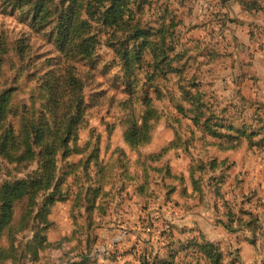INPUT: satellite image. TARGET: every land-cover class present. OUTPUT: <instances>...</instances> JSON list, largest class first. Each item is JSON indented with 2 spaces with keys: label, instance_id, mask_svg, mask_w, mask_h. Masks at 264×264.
Wrapping results in <instances>:
<instances>
[{
  "label": "trees",
  "instance_id": "16d2710c",
  "mask_svg": "<svg viewBox=\"0 0 264 264\" xmlns=\"http://www.w3.org/2000/svg\"><path fill=\"white\" fill-rule=\"evenodd\" d=\"M0 1L3 10L19 15L23 24L18 32L0 26V239L3 229L8 227L9 232L13 230L15 234L23 233L24 237L33 236L32 245L27 246L22 254L29 253L33 259H38L46 248L61 245L62 240L51 241L49 237L50 231L59 226L50 215L59 202L69 199L64 188L67 178L73 173L79 177L82 172L89 181L88 184L78 182L79 192L70 211L74 222L70 240L76 243L78 254L75 257L78 259H72L69 264H117L120 258L105 252L113 250H102L97 246L95 229L99 225L97 216L107 213L116 196V180L110 179L113 172L106 174L100 169L99 178L94 179L89 175L88 163L68 161L73 152H82L78 139L80 129L86 124L85 89L89 71L80 64L98 56L104 37L107 46L122 62L121 67L126 73L124 85L130 95L135 94L143 79L168 82L170 74L179 75L175 84L189 106L178 103L177 99L175 107L191 122L187 119L182 122L180 118L175 121L190 133L187 136L190 144L196 141L205 143L208 137L218 139L212 144L220 150L239 149L245 137L256 145L259 140V145L264 144V102L254 109L249 107L253 103L247 100L248 104L235 102L223 105L220 101L211 104L202 93L200 96L196 94L195 90L202 92L197 76L187 79L182 75L184 68L177 66V62H182L185 52L178 51L180 40L176 44L174 42L175 18H168L167 10L162 9L159 0ZM239 2L252 16L251 21H239L251 32H257L264 26V0ZM149 6L158 10L156 27L152 26L151 19L145 18ZM149 55L151 60L147 59ZM189 60L193 62L196 57L189 56ZM146 64L147 74L141 78ZM22 80L33 83L31 104L23 100L13 101V93L20 88ZM154 93L150 96L144 90L140 100L143 112L136 116L133 114L135 117L125 132L126 143L131 149L139 148L144 142L149 143L155 136L161 116L158 105L163 93L159 88ZM175 132V139L158 151L142 152V162H147L151 172L147 174L148 169L145 170L147 180L144 182L138 183L139 178L135 179L138 195L146 198L153 175L159 174L166 202L176 191L184 199H198L200 207L208 198L224 199L235 162L211 156L208 163L204 157L199 164L193 148H184L182 136ZM183 142L189 144L188 140ZM172 150L185 151L190 158L192 191L187 176L172 168L168 158ZM5 162L17 167H3ZM159 162H162L160 167L152 166V163ZM33 163L35 168L30 170ZM144 173L138 174L140 178ZM126 180H121L120 190ZM39 196H42L40 200L37 199ZM25 200L27 207L18 225H13L11 222L16 209ZM34 206L39 209L36 217L40 216V221L29 224ZM226 209L228 222L221 220L220 223L227 231H251L237 235L236 244L224 239L212 240L199 225L170 222L160 230L157 245L144 241L142 253L136 256L139 264H245L240 243H259L260 237L264 236L260 227L261 217L244 209L234 210L229 205ZM138 245L141 244H134L133 249L126 253L135 255L134 249ZM5 249L0 246V261L16 260L9 257ZM14 249L16 247L11 251ZM21 257L20 254L19 259Z\"/></svg>",
  "mask_w": 264,
  "mask_h": 264
},
{
  "label": "rangeland",
  "instance_id": "374dc122",
  "mask_svg": "<svg viewBox=\"0 0 264 264\" xmlns=\"http://www.w3.org/2000/svg\"><path fill=\"white\" fill-rule=\"evenodd\" d=\"M159 3L163 10H167L168 18H175L174 42L176 44V41L180 40L178 51L185 52L184 59L177 62V66L184 68L182 75L187 79L197 76L202 90V92L195 90L197 95L200 96L202 93L211 104H217L215 101H220L223 105L247 103V100L253 103L252 106L246 105L252 109L264 102V26L253 33L248 26L241 24L242 20L251 21L252 16L242 8L239 0H159ZM147 9L149 12L145 18L151 19L152 26L156 27L158 10L150 6ZM152 13L154 15L151 17ZM225 15L228 16L227 19ZM18 16L9 10H3L0 1V26L18 32L23 28ZM169 21L168 19L167 22ZM104 38L98 56L90 62L80 64L89 71L85 89L86 124L79 132L78 145L82 152H73L68 157L71 163L83 161L88 163L89 175L94 179L99 178V171L102 169L106 174L113 172L110 179L116 180L118 188L109 210L106 214L98 215L96 219L99 223L95 228L97 246L102 250H113L105 252L120 257L117 264H139L136 256L142 253L144 241H151L157 245L161 228L168 226L170 222L185 226H204L211 235H216L221 230L220 221L226 220V206L231 205L233 209L239 210L242 203H245V211L259 214L260 227L264 232V144L259 145L261 140L256 145L245 137L238 150H220L212 144L214 141L218 142V139L211 137H208L205 143L196 141L190 144L187 137L190 133L185 131L186 127H180L175 121L176 118H180L182 122L187 119L175 107L177 99L178 103L187 104L186 100H183L182 91L178 90L175 84L179 80V75L170 74L171 80L168 82L143 79L136 87L135 94L130 95L124 85L126 73L121 67L122 62L115 51L107 46ZM189 56H195L196 60L191 62ZM147 59L151 60V56H147ZM183 63L185 65H182ZM147 66L148 64L142 70L141 78H145ZM32 86V82L22 80L20 88L13 93V101L17 103L23 100L31 104ZM156 88L162 91L163 96L159 100L161 116L157 122L155 136L149 143L144 142L139 148L131 149L126 143L125 132L130 121L143 112L140 100L144 90L153 96ZM187 121L191 122L189 119ZM175 130L183 138L182 146L193 148L194 154L199 157L196 158L199 164L204 157V161L208 163L211 156L218 160L228 158L235 162L224 199L208 198L206 204L200 207L198 199L187 200L178 193H173L172 199L166 202L161 184L163 180L159 174L153 175L152 184L150 183L146 191V198L138 195L135 179L139 178L138 183L144 182V179L147 180L145 170L148 169L147 174L151 172L147 162L146 164L142 162V154L156 152L167 142L172 141L176 135ZM184 140H188L189 144H184ZM168 158L173 169L180 170L179 172L187 176L188 186L192 191L191 162L185 151H171ZM30 165V170L35 168V163ZM161 165L162 162L152 163L154 167ZM7 166L17 167L16 164L5 162L3 167ZM139 173H144L143 178H140ZM124 178L127 180L120 190L121 180ZM81 181L87 184L89 181L88 176L82 172L79 177L73 173L67 178L64 188L69 193V199L66 202H59L50 215L59 226L50 231L49 237L51 241L62 240L61 245L46 248L38 259H33L29 253H21L27 246L32 245L33 236L24 237L23 233L15 234L13 230L7 231L9 227L4 228L0 246L6 248L9 257L16 260L9 259L10 261L6 263L0 261V264H69L78 259L75 257L78 254L76 243L70 240L74 223L70 211L79 192L78 182ZM41 197L37 199L40 200ZM146 201H149L148 206ZM26 207L27 200L17 207L11 222L13 225H18ZM34 207L35 209L30 212L33 216L29 224L40 221V216L36 217L39 209ZM27 232L31 234V231ZM238 232L230 234L227 231L224 240H228L229 243L233 240L232 244H236L237 235L251 233L249 230L245 231L246 233ZM137 243L141 245L134 249L135 255L126 254ZM259 244L264 248V236L260 237ZM15 247L16 249L11 251ZM20 254L22 257L19 259Z\"/></svg>",
  "mask_w": 264,
  "mask_h": 264
},
{
  "label": "crops",
  "instance_id": "0c3cea01",
  "mask_svg": "<svg viewBox=\"0 0 264 264\" xmlns=\"http://www.w3.org/2000/svg\"><path fill=\"white\" fill-rule=\"evenodd\" d=\"M172 151H174V150H172ZM227 152H229V151H227ZM171 164H172V162H171ZM174 170L177 171V172L180 171V170H177L175 168H174ZM229 184H230V182H229ZM175 193L179 194V191H176ZM243 209L245 210V203H242L239 206V210H237V211H240V210H243ZM219 227H221L220 233L216 234V235H211L210 232H208L204 226L202 227V229L207 234V236L209 238H211L212 240H221V239H224L225 233H227V230H225V228L222 225H220ZM229 233L230 234H237L239 232H229ZM153 237H154V235H153ZM233 237H234V235H233ZM232 243H233V240H232ZM240 245L242 247V252L241 253H242V258H243V261L245 262V264H264V248H262L259 243L254 245V244H251L248 241H241ZM126 254H131V253H126Z\"/></svg>",
  "mask_w": 264,
  "mask_h": 264
}]
</instances>
